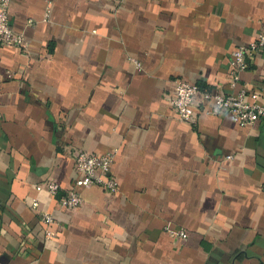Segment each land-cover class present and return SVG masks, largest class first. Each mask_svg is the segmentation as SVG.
I'll return each instance as SVG.
<instances>
[{"label":"crops","instance_id":"0c3cea01","mask_svg":"<svg viewBox=\"0 0 264 264\" xmlns=\"http://www.w3.org/2000/svg\"><path fill=\"white\" fill-rule=\"evenodd\" d=\"M9 12L26 46L0 42V264H264V119L201 111L191 124L169 101L174 78L263 90L264 55L235 87L231 58L264 30V0H11ZM78 150L117 151L119 189L81 188L65 209Z\"/></svg>","mask_w":264,"mask_h":264},{"label":"built area","instance_id":"2783aa9c","mask_svg":"<svg viewBox=\"0 0 264 264\" xmlns=\"http://www.w3.org/2000/svg\"><path fill=\"white\" fill-rule=\"evenodd\" d=\"M49 4L54 0H46ZM123 0H114L122 2ZM11 0H0V42L6 45L25 47V36L13 26L9 7ZM256 55H264V30L247 45L239 46L232 54V86L235 87L240 80V73L249 67L250 60ZM169 101L177 115L183 121L195 124L201 111L212 115L231 114L240 124H254L264 119V88L248 90L246 88L237 93L227 94L220 88H202L198 83L174 78L171 80ZM209 104V105H207ZM117 151H108L103 154L91 153L86 150L74 152L75 169L80 174L67 195L59 198L58 205L65 209L79 207L83 198L81 188L93 184L101 185L109 193H116L119 183L111 174V166L115 161ZM231 158V156H228ZM51 195H58L61 186L56 181H48L45 186ZM38 208L39 202H33ZM41 219L46 224V238L58 236L59 222L49 212H41ZM58 228V229H57ZM166 231L173 237L186 239L188 232L182 228L166 226Z\"/></svg>","mask_w":264,"mask_h":264}]
</instances>
